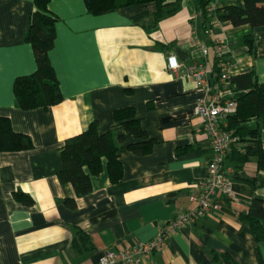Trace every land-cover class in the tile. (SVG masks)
<instances>
[{
    "label": "crops",
    "instance_id": "1",
    "mask_svg": "<svg viewBox=\"0 0 264 264\" xmlns=\"http://www.w3.org/2000/svg\"><path fill=\"white\" fill-rule=\"evenodd\" d=\"M227 5L242 6L243 0H215L212 18L202 15L196 0H181L178 11L151 25L149 4L93 15L84 0H49L57 20L48 56L62 100L25 110L15 106L13 83L36 68L24 38L34 0H0V116L33 143L28 150L0 152V264H99L106 250L148 241L177 212L196 206L189 195L206 177L211 157L203 122L193 112L202 91L188 74L201 58L199 45L208 50L210 82L219 45L234 74L253 69L264 82V26L253 29L250 51L242 41L252 31L248 24L217 19L216 10ZM169 54L177 57L176 70L167 68ZM123 107L134 109L151 141L144 153L127 147L140 138L114 120ZM92 122L99 133H111L121 177L113 182L102 158L101 171L90 174L91 191L78 197L58 179L60 149ZM232 171L237 198L216 194L218 210L171 234L141 264H264V245L238 217L253 197L264 199V170L250 159L240 170L248 180ZM18 191L31 202L17 199ZM74 227L89 235L91 249H71Z\"/></svg>",
    "mask_w": 264,
    "mask_h": 264
},
{
    "label": "trees",
    "instance_id": "2",
    "mask_svg": "<svg viewBox=\"0 0 264 264\" xmlns=\"http://www.w3.org/2000/svg\"><path fill=\"white\" fill-rule=\"evenodd\" d=\"M202 15L206 16L208 0H196ZM49 0H34L35 10L31 14L30 23L25 33V41L32 45L36 68L27 75L15 78L13 93L15 106L20 109L48 107L59 103L62 95L58 80L50 63L48 52L55 39L56 17L48 10ZM86 9L93 15L104 14L120 7L149 4L151 7V25L169 16L181 7V0H84ZM220 21L229 22L233 26L248 24L252 31L243 38L250 51L255 49L253 29L264 26V0H243L242 6L227 5L216 10ZM234 89L236 110L229 115L226 124L232 131L236 141L232 143L225 163L232 167V174L242 179L240 170L245 162L255 159L260 169L264 170V82L256 80L253 69L233 74L230 79ZM114 120L124 127L128 134L140 138L130 143L128 148L135 152H146L151 144L146 133L141 129L134 109L123 107L116 109ZM31 138L12 128L10 119L0 116V152L20 151L32 148ZM61 167L57 172L60 182L70 183L76 196H84L91 191L90 174H98L102 169V158H105L110 179L115 182L121 177V164L118 159V148L113 142L110 132L99 133L92 122L86 130L65 140L60 149ZM88 169V170H87ZM15 197L30 203V197L18 191ZM65 203L75 206L74 199H66ZM238 217L250 228L256 242L264 245V199L253 197L248 208L238 213ZM92 248L89 235L79 227H74L71 249L76 253Z\"/></svg>",
    "mask_w": 264,
    "mask_h": 264
},
{
    "label": "built area",
    "instance_id": "3",
    "mask_svg": "<svg viewBox=\"0 0 264 264\" xmlns=\"http://www.w3.org/2000/svg\"><path fill=\"white\" fill-rule=\"evenodd\" d=\"M214 1L208 0L206 6V13L210 18L214 17ZM198 48L201 51V58L190 68L188 74L202 91L193 112L203 122V128L209 139L211 157L207 165L206 177L197 183L195 191L189 195V200L196 206L186 212H177L160 228L157 235L148 241H140L120 250H106L99 258V264H141L149 261L154 251L164 247L171 234L218 210L220 205L215 200L216 194L228 200L237 198L229 176L232 168L225 163L230 147L236 141L232 131L226 128V120L235 112L237 106L233 98L234 87L230 82L232 69L227 59V50L223 45H219L215 50L217 71L213 73V81L210 82L206 62L207 47L199 45ZM166 65L172 71L180 66L174 54L167 56Z\"/></svg>",
    "mask_w": 264,
    "mask_h": 264
},
{
    "label": "rangeland",
    "instance_id": "4",
    "mask_svg": "<svg viewBox=\"0 0 264 264\" xmlns=\"http://www.w3.org/2000/svg\"><path fill=\"white\" fill-rule=\"evenodd\" d=\"M232 73H233V71H232ZM234 74V73H233Z\"/></svg>",
    "mask_w": 264,
    "mask_h": 264
}]
</instances>
